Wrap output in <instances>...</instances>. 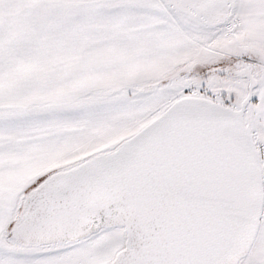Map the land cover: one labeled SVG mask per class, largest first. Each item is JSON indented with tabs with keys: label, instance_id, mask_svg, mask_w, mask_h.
I'll list each match as a JSON object with an SVG mask.
<instances>
[{
	"label": "snow or ice",
	"instance_id": "obj_1",
	"mask_svg": "<svg viewBox=\"0 0 264 264\" xmlns=\"http://www.w3.org/2000/svg\"><path fill=\"white\" fill-rule=\"evenodd\" d=\"M0 264H264V0H0Z\"/></svg>",
	"mask_w": 264,
	"mask_h": 264
}]
</instances>
